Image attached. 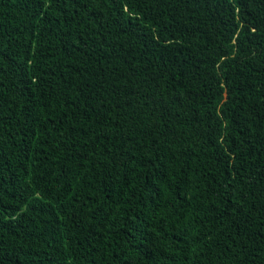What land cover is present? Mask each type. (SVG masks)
I'll return each mask as SVG.
<instances>
[{"label": "trees", "instance_id": "trees-1", "mask_svg": "<svg viewBox=\"0 0 264 264\" xmlns=\"http://www.w3.org/2000/svg\"><path fill=\"white\" fill-rule=\"evenodd\" d=\"M0 264H264V0H0Z\"/></svg>", "mask_w": 264, "mask_h": 264}, {"label": "rangeland", "instance_id": "rangeland-1", "mask_svg": "<svg viewBox=\"0 0 264 264\" xmlns=\"http://www.w3.org/2000/svg\"><path fill=\"white\" fill-rule=\"evenodd\" d=\"M161 7L164 8V4H162Z\"/></svg>", "mask_w": 264, "mask_h": 264}]
</instances>
